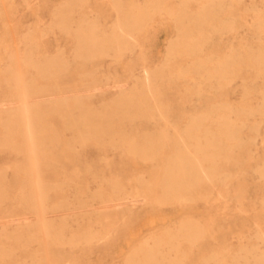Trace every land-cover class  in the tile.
Masks as SVG:
<instances>
[{
  "label": "rangeland",
  "instance_id": "1",
  "mask_svg": "<svg viewBox=\"0 0 264 264\" xmlns=\"http://www.w3.org/2000/svg\"><path fill=\"white\" fill-rule=\"evenodd\" d=\"M69 1L71 0H0V119L7 116L4 101L11 98L18 100L19 96L18 91L1 80L6 67L16 70L20 86L28 87L35 77L23 59L28 52L23 41L25 36H35L33 39L36 42L32 45V52L35 54L62 56L65 71L57 80L62 92L72 90L85 78H88L86 84H91L92 78L104 80L89 96L80 95V106L90 105L98 110L107 105L110 107L113 100L122 98L138 86L146 73L159 70L166 63L175 70L187 68L186 57H168L179 31L175 20L166 12L155 14L142 23V28L135 30L134 42L121 58L102 55L90 60L89 66L82 64L74 56L76 41L71 37L73 33H66L53 26L58 9ZM117 1L122 4L120 10L115 6L116 0H85L83 9L95 16L103 29L111 30L126 10V13H135L137 11L134 9L153 3L154 0ZM169 1L172 3L177 0ZM189 4L194 10L200 7L198 1H191ZM240 5L242 10L237 18V32L217 36L214 43L209 44L207 51L223 55L246 43L264 46V32L250 25L255 21L256 14L264 13V0H242ZM85 66H88L89 73ZM183 78V75L176 76L175 82H172L174 85H166L165 87H171L169 92L168 88L163 89V100L166 105L169 104V110L162 113V121L155 123L141 118L130 121L126 115L117 113V117L113 115L114 122L109 120L112 126L109 125L116 127L111 133H145L151 137L154 133L169 132L174 139L176 129H183L186 122L204 113L213 103H227L231 107L249 103L260 110L240 127L242 144L232 146L228 157L217 161L216 171L219 176L203 181L198 187L192 188L186 198L180 200H163L154 190L147 194H136L132 187L137 178L152 184L160 179L167 164L165 159L171 151L170 144L155 159H142L119 146L105 145L100 143L102 141L91 138L84 139V142L79 140V144L73 149L71 144L75 143L76 131L69 128L64 130L61 117L51 115L49 125L57 138H47L44 141L48 150L55 151L56 159L50 168L53 171L44 175L39 163L33 167L34 172L30 171L29 175H25L19 168L27 162L28 157L17 152L16 147L0 146V179L3 184L0 198H5L0 205V250L5 249L11 253V257L0 261V264H125L126 261H132L130 256L139 253L140 247L146 242L152 244L154 239L160 240L161 255L175 254L172 246L178 245V253L185 256L178 264H233L237 261L240 264H254L253 255L264 254V173L261 172L264 169V108H259L264 104V80L256 79L254 73L244 71L236 81L215 91L211 90L208 83H196ZM37 79L36 84L41 80V83L46 82L41 77L38 81ZM198 84L203 91L195 94L194 89ZM244 84L253 88L249 96L246 95ZM70 101L68 98L67 107ZM23 103H28V99L24 98ZM168 118L170 121H167ZM0 127L1 136L2 124ZM209 127L214 126L202 124L198 131L202 132ZM62 141L64 144L61 146ZM42 175L49 184L61 185L55 194L50 193L46 197L49 208L65 205L63 200L66 198L75 204L69 209L60 208L57 214L53 211L48 214L55 217L56 222L66 219L70 225L67 226V231L91 230L96 236L91 243L53 247L43 241V235L39 234L36 236L38 241L19 249L13 240H5L3 233L15 232L17 223L24 220L23 216L32 213L25 211L24 204L18 202L19 189L26 182L39 181ZM111 179L124 187L121 192L122 200L116 204L103 203L100 198L85 201L89 213H78L76 203L86 200L87 196L98 193L100 197L102 193L104 199L108 198ZM184 228L199 233L195 242L181 240L178 243L169 240ZM28 238L29 236L24 237ZM171 261L160 260L163 264Z\"/></svg>",
  "mask_w": 264,
  "mask_h": 264
},
{
  "label": "bare ground",
  "instance_id": "2",
  "mask_svg": "<svg viewBox=\"0 0 264 264\" xmlns=\"http://www.w3.org/2000/svg\"><path fill=\"white\" fill-rule=\"evenodd\" d=\"M84 1L71 0L62 5L55 14L53 21L54 27L66 33H73L71 37L76 41L74 56L81 60L82 64L88 65L90 60L102 55H112L115 59L121 58L130 49L132 41L134 42L135 30L142 28L144 26L142 23L155 14L166 12L175 20L179 31L177 40H174L172 47L170 46L168 57L183 56L184 59L187 58V68L185 65V70L181 68L175 70L173 67L171 69L166 63L161 69L153 70L150 74L146 73L138 86L123 95L122 98L113 100L110 107L107 105L98 110L90 107V105L80 106V95L89 96L100 86V82L104 83V80L92 78V83L86 84L88 78L83 80L79 78L82 82L78 83V86L70 91L62 92L60 86L57 85L58 78H61L58 76L65 71L61 61L62 56L58 54L54 56L35 54L32 52V45L36 42L33 39L35 36L32 38L25 36L23 41L28 52L23 56V59L28 64L29 69L33 71L35 77L28 87L20 86L21 81L16 70L6 67L1 80L6 82L10 88L18 91L19 96H17L18 100L11 98L3 103V107L7 109V116L0 119V124L3 126L0 146L16 147L17 152L28 157L27 162L19 168V171H22L25 175H29L30 171H33V167L35 168L39 163L42 166L44 175L48 171H53L50 168L55 161L54 159H56L54 158L55 151L48 150L44 141L47 138L56 137L49 125L51 115L61 117L64 130L69 128L76 131L75 143H70L71 147H76L79 140H90L91 138V140L102 141L100 143L105 145L119 146L128 153L142 159H155L157 156L162 155L164 147L170 144L171 151L165 159L167 164L162 175L159 176L160 179L152 184L143 181L142 178H137L136 184L131 189L139 195L154 190L163 200L186 198L192 188L198 187L205 180H213L216 176H219L216 171L217 161L227 158L232 146L242 144L239 134L240 127L245 125L250 116L260 109L252 107L249 103H243L239 107H231L227 103H213L204 113L186 122L183 129H176L174 139L170 137L169 132L154 133L151 137H148L145 133L128 134L127 132L126 134L123 131H121L122 134L111 133L113 129H116V127H111V123L114 122L113 115L122 113L130 121L136 118L155 123L162 121L163 116L161 115L168 109L167 106L169 105H166L165 100H163V89L166 85L170 84L171 86L174 78L180 75H183L186 78H183L185 80L208 83L211 90L215 91L221 90L226 85L236 81L244 71L252 72L255 74L256 79L264 80V46L246 43L223 55L207 51L209 44H213L217 36L226 32H237L239 28L237 18L242 10L240 5L242 0H177L172 3L169 0H154L153 3L141 7L135 5L137 7V9H134L137 11L135 13H126L128 11L126 10L124 16L114 23L111 30L103 29L102 24L95 16L87 13L86 10L84 11ZM191 1H198L200 7L197 10L191 9L189 4ZM117 2L116 0L115 6L117 10H120L122 4ZM233 12L236 13L233 14ZM250 25L264 32V13L256 14L255 21ZM40 51L42 52L41 48ZM96 60L94 64H96ZM88 66H85L86 71ZM80 70L82 69L80 68ZM73 73L76 74L75 71ZM38 76L46 82L41 83V80L40 83L36 84V79L39 80ZM178 81L180 80L178 79ZM244 86H246V95L249 96L253 88L248 84H244ZM165 88H168V92L171 89L169 86ZM202 91L203 89L199 84L194 89L195 94H200ZM24 98L28 99V103H23ZM68 98L71 101L67 107ZM259 108L263 109L264 104ZM110 114L112 117H110ZM168 114L170 116V113ZM109 120L111 123H109ZM167 121H170V119L168 118ZM167 121L165 119L164 122ZM202 124L213 125L214 127L199 132L198 127ZM118 129L122 130V128ZM63 141L61 146L64 144ZM261 172L264 173V169ZM55 173H57L56 170ZM56 179L58 181V176ZM109 184L111 190L108 198L104 199V194L102 195L101 192L100 197L98 193L87 196L86 200L82 199L83 201H79V204L76 203L78 213H89L85 201H94L100 198L103 203L116 204L117 201L122 200L121 192L124 187L114 179H111ZM60 187L61 185L49 184L43 175L35 183L26 182L19 189L17 200L19 203L24 204L23 209L25 211L32 213L23 216L22 219L24 220L17 223L15 232H4L5 240H13L19 249L29 247L33 241H38L36 236L39 234L43 235V241L48 242L53 247L56 245L91 243L96 237L91 230H68V232L66 228L69 223L66 219L56 222L55 217L48 214L49 211L57 214L62 207L69 209L70 206H75L73 202H69V199L66 198L63 200L65 205L48 207L46 197L50 193L56 192ZM2 188L3 184L0 179V196L2 195ZM85 193L87 192L85 191ZM149 196L150 194H148ZM8 197L9 195L6 198ZM4 200L5 198H0V205ZM198 235V232L184 228L169 240L178 243L181 240L193 243L197 240ZM25 236H29V238L24 239ZM41 245L43 246V244ZM46 247H48L47 244ZM172 249L176 251L175 254L161 255L159 253L160 240L154 239L152 244L146 242L140 247L139 253L130 256L129 259H132V261H126L125 264H163L160 262L161 259H171L172 261L169 264H178L185 256L178 253V245L172 246ZM8 257H11L10 252L5 249L0 250V261ZM253 258L254 264H264V254H254ZM45 259L49 261L48 258ZM233 264L240 263L237 261Z\"/></svg>",
  "mask_w": 264,
  "mask_h": 264
}]
</instances>
